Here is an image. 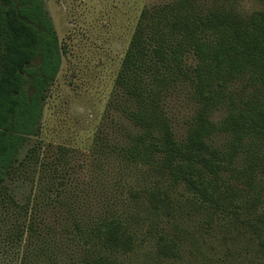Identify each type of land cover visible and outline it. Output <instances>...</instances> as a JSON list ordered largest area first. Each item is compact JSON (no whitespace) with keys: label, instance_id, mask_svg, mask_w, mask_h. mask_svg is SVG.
Segmentation results:
<instances>
[{"label":"trees","instance_id":"obj_1","mask_svg":"<svg viewBox=\"0 0 264 264\" xmlns=\"http://www.w3.org/2000/svg\"><path fill=\"white\" fill-rule=\"evenodd\" d=\"M189 4L143 8L137 17L115 80L124 113L138 130L120 149L128 160L161 172L172 185L183 184L200 205L235 218L245 215L244 222L264 240V194L257 185L264 179V152L258 146L264 143V98L244 99V88L239 102L230 93L245 75L258 94L264 93V10L243 16L234 8L200 12ZM65 51L44 0H0V202L16 224L18 239L37 232L43 200L55 188L56 195L61 193L59 186L49 185L55 174L39 173V167L50 169L51 162L41 161L37 146L21 154L44 128L46 103ZM190 53L198 59L194 66L187 62ZM184 80L191 82L199 107L180 141L165 101ZM225 103L230 110L217 123L212 116ZM217 132L231 135L228 150L213 144ZM244 153V164L237 168ZM231 170L238 173L237 181L225 176ZM20 175L39 183L23 203L7 185ZM156 187L147 190V206H174L169 192L159 183ZM93 234L99 244L96 264H123L117 255L136 247L134 230L117 216H105ZM164 237L157 241V252L175 256L177 241ZM21 264H33V259L24 254Z\"/></svg>","mask_w":264,"mask_h":264},{"label":"rangeland","instance_id":"obj_2","mask_svg":"<svg viewBox=\"0 0 264 264\" xmlns=\"http://www.w3.org/2000/svg\"><path fill=\"white\" fill-rule=\"evenodd\" d=\"M186 1L187 8L200 12L234 8L248 16L264 10V0H44L66 51L46 103L44 128L21 156L37 146L41 161L51 162L50 169L42 172L39 167V173L55 174L49 185L59 186L61 193L56 195L55 188L50 199L43 200L37 232L25 240L17 238L16 224L7 219L0 202V264H21L24 254L33 264H96L99 244L93 230L109 215L123 219L136 235L135 249L117 255L123 264H264V240L244 222L245 215L235 218L200 205L183 184L172 185L161 172L128 160L120 149L138 130L124 113L115 80L137 17L143 8L156 11ZM188 56V65L194 66L197 56ZM244 88V99L264 98L248 75L237 79L230 93L240 102L238 92ZM165 103L177 138L185 140L199 107L191 82L176 85ZM229 110L225 103L212 118L220 123ZM212 142L226 151L231 135L217 132ZM260 145L264 152V143ZM244 161L245 153L237 159V168ZM237 174L231 170L225 176L237 181ZM158 183L174 206H147V190ZM7 185L23 203L39 183L20 175L9 178ZM257 185L264 194V179ZM162 236L177 241L175 256L157 252Z\"/></svg>","mask_w":264,"mask_h":264}]
</instances>
